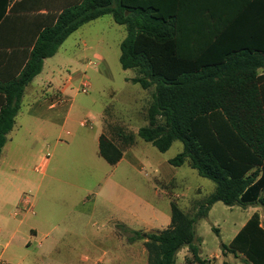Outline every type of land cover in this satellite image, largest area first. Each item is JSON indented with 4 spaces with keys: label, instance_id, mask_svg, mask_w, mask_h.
I'll return each mask as SVG.
<instances>
[{
    "label": "trees",
    "instance_id": "1",
    "mask_svg": "<svg viewBox=\"0 0 264 264\" xmlns=\"http://www.w3.org/2000/svg\"><path fill=\"white\" fill-rule=\"evenodd\" d=\"M109 14L127 29L122 68L136 71L132 83L155 88L138 137L161 153L181 142L183 151L170 164H189L216 185L195 216L172 202L167 229L134 235L147 240V264H178L184 249L190 258L183 264H208L196 226L212 207L264 206V0H84L67 7L40 33L20 74L0 81V155L45 60L83 25ZM118 136L124 147L134 144L133 135ZM123 155L112 139L100 137L99 156L109 165ZM222 249L264 264L261 215Z\"/></svg>",
    "mask_w": 264,
    "mask_h": 264
},
{
    "label": "rangeland",
    "instance_id": "2",
    "mask_svg": "<svg viewBox=\"0 0 264 264\" xmlns=\"http://www.w3.org/2000/svg\"><path fill=\"white\" fill-rule=\"evenodd\" d=\"M78 35L83 36L89 43L91 49L83 54L81 47H76V42L71 40L63 48L61 54L47 63L42 77L48 81L43 91L32 98L28 94L22 103V111L29 110L32 100L47 109L45 100L50 99L69 76H75L74 87L70 98L74 100L73 112L60 143L57 137L46 141H40L32 145L26 139H15L10 143L12 149L17 146L20 149L19 166L17 177L29 179L33 184L39 185L45 180L47 185L53 174H59L64 183L80 185L91 190L89 198L93 203L97 199V210L88 228V237L81 239L78 236L68 235L52 255L40 256L41 250H37V244L32 243L29 250L23 249L17 256L25 259L23 264H133L138 257V263L148 259L145 243L137 239L133 230H129L127 224H118L116 227L108 223L111 212L110 195L108 185L110 183V172L114 167L92 151V143L85 142L88 138L92 122L105 114L106 129L109 134L116 137L121 132L127 136L135 137L134 144L124 147L122 143L117 144L124 151V161L118 166L115 178L123 184L124 188L132 192L138 199L132 200L129 195L121 194L118 201L121 203L122 212L119 216L132 219V215H139L146 219L154 218V229L151 232L165 230L171 223V203L175 202L191 216H195L201 204L208 200L215 192L216 185L213 181L204 178L192 169L189 164L175 167L170 160L183 151L181 142H174L166 153L159 152L152 144L135 134L142 127L147 126V113L152 104L155 88L144 90L140 85L131 82L137 76L134 70H124L120 63L121 49L119 42L125 39L127 31L125 27L116 24L111 16L82 28ZM107 44H100V40ZM94 52L104 56L105 61L95 58ZM50 66V67H49ZM88 83L90 89L88 94H83V83ZM133 114V117H129ZM24 115L19 116L17 122L24 124ZM87 120L90 125L82 127L81 122ZM128 124L122 128H112L111 125ZM123 121L124 123H122ZM125 129V130H124ZM77 131V137L72 142L67 132L73 134ZM121 131V132H120ZM112 134V135H113ZM85 138V139H86ZM116 140V138H114ZM128 142L130 140H127ZM87 144V150L84 149ZM72 147L69 148L68 145ZM36 146L40 154H50L51 162L46 176L35 170L36 163L32 161L31 148ZM82 147L79 148V147ZM82 150V151H81ZM84 150V151H83ZM17 172V171H16ZM112 173V172H111ZM64 183H55V186H66ZM58 189V187H57ZM107 189V190H106ZM23 199L25 196L36 195V188L28 184L21 189ZM145 204L151 205L150 209ZM129 214L127 213L128 210ZM115 210V208H114ZM257 212L261 215L264 224V206L228 207L222 202L216 203L207 218L197 223V238L201 249V258L208 264H250L241 254L223 252L222 245H229L236 235L242 230L249 219ZM14 229L19 227V220L9 217ZM21 229H27V222ZM8 226L0 222V230ZM138 229L137 222L131 225ZM58 232H55V235ZM117 233V234H116ZM136 239L135 241L131 240ZM11 235L0 237V254L5 253L4 258H9V253L16 247ZM188 251V250H187ZM32 252L33 254L29 253ZM223 253V254H222ZM38 254V255H36ZM141 254L142 259L139 257ZM185 252L178 256V264L185 263Z\"/></svg>",
    "mask_w": 264,
    "mask_h": 264
},
{
    "label": "crops",
    "instance_id": "3",
    "mask_svg": "<svg viewBox=\"0 0 264 264\" xmlns=\"http://www.w3.org/2000/svg\"><path fill=\"white\" fill-rule=\"evenodd\" d=\"M83 1L84 0H0V81L8 82L13 77L18 76L27 63L29 54L38 40L40 33L44 29L53 26L64 9L81 4ZM105 16L112 17L110 14ZM103 17L83 25L78 31L67 38L54 57L45 60L42 73L27 86L23 100L27 94L33 98L38 91H43V87L48 81L47 77H42L47 63L49 62L48 64H50V60H54L58 56L63 57L61 52L71 40L76 42L74 46L82 48L83 54H86L88 49H91L88 41L78 34L82 28L95 23ZM123 41L124 39L119 42L120 49ZM99 42L100 44H107V41L103 39ZM94 56L97 59L105 61L104 56L98 52H94ZM75 80V76H69L62 87L57 90L56 94L50 99L45 100L44 105H47L45 111H43L44 106L41 107L40 104L38 105L36 101L32 100L29 110L24 113L21 104V109L16 117L14 128L7 135V142L0 155V222L4 224L8 223V226L5 227L3 231L0 230V237L2 235L6 237L11 235L12 241L18 242H16L15 249L10 251L9 258L5 259V261L2 260L5 253L3 252L0 254V264H23L25 259L19 257L18 260L17 256L23 249L28 251L32 243L37 244V250H41L40 256H50L63 244V241L67 239L68 235L78 236L81 239H86L88 237V228L97 210V199L92 203L89 198L91 190L80 185L64 183L59 177V174L51 175L47 185H45V180H42V182L36 186L29 179L25 180L17 177L16 174H18V170L22 169L17 159L20 155V149L17 146L12 149L9 145L13 143L15 139H26L27 143L35 145L42 140L48 142L56 137L58 139L56 143H60L63 131L65 132V126L68 124L73 112L74 100L70 98V93L74 87ZM84 84L85 82L83 85ZM21 115H24L26 118L24 124H19L17 122V119ZM129 117L132 118L133 114H129ZM98 119L95 118L92 122L90 126L91 131L87 134L88 138L84 137V139L81 138V140L92 143V151L95 148L99 156V143L102 135H106L116 144L117 141L120 143L122 142L119 137H116L113 133L112 135L107 132L105 114L101 116L100 122H98ZM121 122L124 123L123 121ZM113 123L116 122L114 121ZM116 124L117 125H111V129H123L124 126L128 125ZM88 125H90V122L87 120L81 122L82 127H87ZM67 135L69 136L67 141L72 144L77 137V131L73 134L67 132ZM135 136L139 138L138 132ZM114 138H116V140ZM71 144L68 145L69 148L72 147ZM84 145V149L87 150V144L84 143ZM79 148L82 149L81 146ZM30 153L32 161L36 163L35 170L46 176L48 166L51 162L50 154H40V152L36 150V146H32ZM123 161L124 155L122 160L117 165L113 166L114 169L111 171L112 173L110 172V183L107 189L111 197V206H113L115 210L112 207L109 209L111 214L108 217V223H112L115 227L118 224H127L129 230L149 233L155 230L154 223L151 224L152 221L154 222V218L151 221L150 218L146 219L139 215H132V219H130L128 217L124 218L123 216H119L118 214L122 212L121 203L118 201L119 195L124 193L129 195L133 201H138L137 197L132 192L125 189L123 184L114 177L116 175L115 172L118 170V166ZM58 182L64 183L66 186L58 185L57 189L55 183ZM26 184L36 188L34 200L32 198L35 214L21 212L24 208L21 189ZM145 205V208L150 209L151 205ZM126 210H128V208ZM127 213L129 214V210ZM9 217L18 219L20 222L19 227L14 229L13 224L8 220ZM28 218L27 229L21 231ZM133 221L137 222V226L139 227L137 230L131 226ZM55 232L58 233L55 235ZM143 241L146 243L147 240ZM187 250L188 249L182 250L186 255L185 261L187 258H190V253ZM29 253L33 254L32 252ZM139 257L142 259L141 254ZM147 258H149V255ZM147 263L148 259L143 263L142 260H140V263H138L137 257L133 264Z\"/></svg>",
    "mask_w": 264,
    "mask_h": 264
},
{
    "label": "built area",
    "instance_id": "4",
    "mask_svg": "<svg viewBox=\"0 0 264 264\" xmlns=\"http://www.w3.org/2000/svg\"><path fill=\"white\" fill-rule=\"evenodd\" d=\"M89 89H90V85L88 83H85L83 85V89L81 92L83 94H88ZM85 124H86V122H85ZM23 204H24V208L21 211L22 213L30 212L32 214H35V209H34L33 204H32V196H30V195L25 196L23 199Z\"/></svg>",
    "mask_w": 264,
    "mask_h": 264
}]
</instances>
